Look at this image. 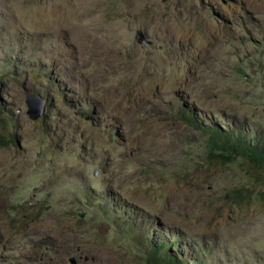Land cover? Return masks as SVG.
Returning <instances> with one entry per match:
<instances>
[{"label":"rangeland","instance_id":"1","mask_svg":"<svg viewBox=\"0 0 264 264\" xmlns=\"http://www.w3.org/2000/svg\"><path fill=\"white\" fill-rule=\"evenodd\" d=\"M14 122L0 264H264V0H0Z\"/></svg>","mask_w":264,"mask_h":264},{"label":"trees","instance_id":"2","mask_svg":"<svg viewBox=\"0 0 264 264\" xmlns=\"http://www.w3.org/2000/svg\"><path fill=\"white\" fill-rule=\"evenodd\" d=\"M17 123L14 122L12 125V128H7L3 132L0 129V148H7L11 146L12 144L16 143V136L15 131L17 130ZM2 133H8L6 136ZM242 147V153L244 155L250 156V162H245L244 164L251 168L254 171L255 177L259 179V177L256 174L264 173L262 167H264V154L259 149H252L247 147V145L241 144L239 145ZM237 148V147H236ZM235 148V149H236ZM257 197L259 198L261 204L264 203V189H259L256 193ZM250 203V197H242V194L240 195L238 201H236V204H240L238 207H245Z\"/></svg>","mask_w":264,"mask_h":264},{"label":"water","instance_id":"3","mask_svg":"<svg viewBox=\"0 0 264 264\" xmlns=\"http://www.w3.org/2000/svg\"><path fill=\"white\" fill-rule=\"evenodd\" d=\"M135 38L139 44H150V41L146 39L145 34L141 29L137 31ZM26 104L28 106V114L32 119L40 118L46 111L47 107L46 101L38 93H27Z\"/></svg>","mask_w":264,"mask_h":264}]
</instances>
